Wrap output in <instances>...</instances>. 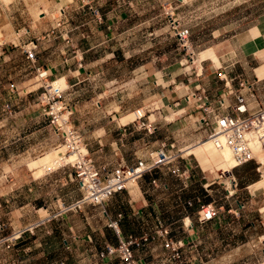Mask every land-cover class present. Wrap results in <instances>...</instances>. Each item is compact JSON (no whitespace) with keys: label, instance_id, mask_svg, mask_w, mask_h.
<instances>
[{"label":"crops","instance_id":"crops-1","mask_svg":"<svg viewBox=\"0 0 264 264\" xmlns=\"http://www.w3.org/2000/svg\"><path fill=\"white\" fill-rule=\"evenodd\" d=\"M12 3L15 5L11 6ZM36 4L28 7L25 2L20 5L18 0L8 2L7 20L18 35L17 41L7 42L17 45L27 41L24 44H31L36 54L34 65L46 68L50 78L60 75L73 84L79 80L83 92L94 93V100L87 97L71 102L70 123L80 131L94 163L99 168H114L133 163L137 158L149 160V153L158 150L174 158L145 171L102 204L85 203L79 209L53 216L61 203L81 196L79 181L68 163L52 168L49 164L30 165V160L50 150L43 152L45 148L55 147L56 137L43 117L41 120L34 114L27 118L16 117V148L0 150L1 159L5 158L0 166L6 175V186L15 188V206L7 209L3 216L13 227L11 231L19 229L26 234L29 230L35 236L43 232L46 239L34 245L33 252L62 250L65 253L58 262L50 258L46 264H123L118 256L102 259L98 255L105 243L118 242L117 231L110 225L115 220L120 235L135 237L133 251L141 264H161L165 237L179 244L187 264H211L212 236L223 237L225 245L232 250V243L236 242L233 237L245 236V229L255 227L258 221L264 226L261 207H256L260 213L242 212L246 206L254 207L260 191L252 185L257 180L242 181L241 187L227 192L224 179L217 181L216 177L205 173L199 162H193L197 159L193 151L211 141H199L208 138L210 129L207 126L200 132L204 114L200 106L202 99L191 96L192 92L206 96L208 108L212 109L209 118L217 112H231L237 92L245 95L250 111L264 102L261 92L264 72L260 73L264 65L255 68L264 62V20L252 24L246 36L245 33L238 35L242 46L244 43L253 45L251 51L241 47L245 65L239 62L241 67H236L238 55L230 48L220 52L215 49L216 60L210 52L214 48L211 45L198 51V59H190V63L185 62L184 66H175L170 71L169 64L162 61L169 51L129 52L127 43L130 41L121 44L127 36L128 25L137 28L155 25L152 19L125 21L131 8L121 0H39ZM163 7L168 15L169 6ZM162 23L165 22L160 20L159 24ZM254 27L257 32H253ZM148 58L162 62L151 63L146 61ZM255 58L260 61L249 73L246 66L249 59ZM182 60L183 57L180 61L175 57L171 62L182 65ZM185 67L188 70L184 71ZM243 79L247 84H240ZM27 86L28 90L35 88L23 85L25 89ZM139 109L143 110L142 114L134 115ZM4 123L7 124L8 119ZM43 135L46 136L41 139ZM24 140L29 143L26 149ZM218 155L223 158L222 174H227L230 166L226 165L222 151ZM175 162L186 169L185 177L178 178L171 173ZM235 166L228 177L244 178L243 173L256 170L251 161ZM10 173L16 176L10 178ZM215 182H222L224 191H220ZM69 188L75 191L73 195ZM214 191L225 197L226 213L201 222L197 211L201 205L214 202ZM7 192L8 189L2 198L9 201L13 194ZM165 227L169 232L163 236L160 230ZM53 237H59L58 245L51 242ZM243 243L241 237L235 250ZM205 251L209 257L203 261Z\"/></svg>","mask_w":264,"mask_h":264},{"label":"rangeland","instance_id":"rangeland-1","mask_svg":"<svg viewBox=\"0 0 264 264\" xmlns=\"http://www.w3.org/2000/svg\"><path fill=\"white\" fill-rule=\"evenodd\" d=\"M9 1L17 2V0H0V150L5 148L9 150L11 148H16V138L14 135V130L17 127L16 117L27 118L33 114L40 117V120L43 117L45 125H48L49 131L56 137V145L55 147L45 148L43 152L50 150L30 160V165L34 167V162L45 158L50 153L58 151V154L60 156L64 155V157H70L74 154L71 150L68 137L65 139L62 135V129L66 128L61 124L64 122L61 121V118H66V109L70 110L66 123L71 125L73 114L71 102L84 100L87 97H90L87 99L94 100V93L83 92L79 80L73 84L70 79L65 80V78L60 75L56 79H52L48 74L45 77L46 80L36 75L34 62L30 59L32 45H25L24 43H27V41L17 45L12 44V42H7L11 40L17 41L18 35L16 29L12 28L7 20L5 8ZM18 1L20 5L21 2H25L29 7L31 5L37 6L35 2L39 0ZM52 1L54 2V0ZM121 1L122 4H126L131 8L125 21L133 22L145 19H152L155 21V25L152 27L137 28L128 25L129 27L126 28L127 36L125 40H121V44L125 45L124 41H130L127 43L130 48L129 52L141 51V49H152V54H158L161 53L163 49L169 51L167 58L162 61L163 63L169 64L170 71L175 69V66H179L180 68L186 64L185 62L190 63L191 57H193V59H198L199 53L204 49L211 48V45L214 46V48L212 47L213 49L211 48L210 52H212L216 60H218V58L215 55V49L220 52L221 50L230 48L231 51H236L238 55L236 67H241L239 62L245 65L243 63L244 56L240 55V51H251L253 45L252 47L249 44L245 46L244 43L242 46L238 39V35L245 33L246 36L252 24H255L257 20H264V0H182V2L178 0ZM12 5H15V3H12L11 6ZM163 5L169 6L168 15L165 14ZM56 11L60 12V9L57 8ZM160 20L165 23L159 24ZM173 20L177 22L178 26L187 28L190 41L188 47H184L179 43L175 35L176 31L173 26L174 24H172ZM256 29L257 28L254 27L253 32H257ZM241 47L244 48V50H242ZM199 50L200 52L198 53ZM175 57H177L178 61L183 57L182 65L180 63L173 64L172 62L175 61L171 62ZM142 60L144 59H140L139 61ZM146 61L151 63L154 61L156 63L162 62L161 60H154L151 58H148ZM259 61L258 58L249 59L246 71L251 73L252 67ZM6 63L8 64L6 65ZM171 63L172 65L170 66ZM217 63H219V61ZM16 64H18L19 67H16ZM262 65H264V62L256 65L255 68ZM184 69V71H186L188 67ZM263 72L264 68L260 73L262 74ZM58 79H64L63 86L55 87V80ZM47 80L50 82L48 85L45 84ZM23 85H31L35 88L28 90L30 87L27 86V89H25ZM69 85H72L73 89H70ZM261 92L264 95V88L261 89ZM262 99L264 100V97H262ZM64 105L66 108L63 107ZM68 107L70 109H68ZM59 114H62V116L58 117ZM6 119H8L7 124L4 123ZM205 128H207V126L203 124L200 127V132L203 133V129ZM7 136H9L10 139H7ZM45 136L46 135H43L40 138L43 139ZM208 139L209 138H204L199 141L204 143L209 141ZM27 144L29 143L24 140L23 148L26 149ZM206 148H209L207 149L208 151H205ZM83 151H85V149H83ZM193 153L197 158L193 162H199L202 168L206 170L205 173H210L211 177H216L215 179L217 181L224 179L229 191H234L237 187H241L242 181L257 180L252 185L257 187L256 183L264 179V165H261V173L253 169L252 171L243 173L244 178H240L238 175L234 174L237 184L236 187L233 188V186H231L232 176L228 177V175L236 166H232L230 168L231 171L227 174H222L220 166L223 165V158L221 159L218 155L219 148L213 142L208 143L207 146L199 147L194 150ZM3 161L5 162V158L3 160L0 157V164ZM66 162L69 164L71 161ZM47 163L48 162L45 161L42 163L41 161L39 162V164H50ZM251 164L254 167L256 165L254 161H251ZM226 165L229 166L227 162ZM207 171L209 172L207 173ZM5 176L0 166V221L9 223V221L3 219L5 215L4 212L7 209L11 210L14 208L16 196L15 188L6 186ZM9 176H11L10 178H14L16 173H10ZM10 184L12 185V182H10ZM215 185L220 188V191H224V184L222 182H215ZM7 189L8 194H13V196L9 195L11 197L9 201L2 198L6 195L5 191ZM250 189L253 188L250 187ZM258 189L260 192L254 202V207L246 206V209L244 208L242 210L243 213H260L256 207H261L262 213L264 214V186L260 185ZM67 190L72 195L75 193L71 188ZM213 193V203L215 207L219 209V215L222 217L224 213H226L225 203H227V201L224 200L225 197H220L217 191ZM257 223L255 227L249 226L246 229L244 228L245 236L233 237L236 242L232 243V250H229V247L225 245L223 237L212 236L210 245L211 252H209L211 256L209 257V253L205 251L202 260L206 261L209 257L211 258V264H242L243 262H247L248 264H264V226L260 224L259 221ZM12 229L13 227H10L9 223L8 229L0 234V264H46V260L50 258L54 260L53 262L63 259L65 253L62 250L33 252L34 245L45 241L46 236L42 234L43 232L35 236L28 230L26 234L21 233L19 236L15 237L11 231ZM241 237H243L244 243L240 249L235 250V246L241 241ZM51 242L54 245H58L59 237H53Z\"/></svg>","mask_w":264,"mask_h":264},{"label":"built area","instance_id":"built-area-1","mask_svg":"<svg viewBox=\"0 0 264 264\" xmlns=\"http://www.w3.org/2000/svg\"><path fill=\"white\" fill-rule=\"evenodd\" d=\"M175 27V35L179 43L188 47L190 44L189 33L186 27L178 26L175 20L172 21ZM33 50V47H31ZM30 52V59L36 62V54L34 51ZM193 59V57H191ZM36 75L41 79L46 80L48 75L46 68L42 65L35 64ZM48 80L45 84H49ZM240 84H247L245 79L240 81ZM249 86V85H248ZM192 97L202 99L200 105L203 109V116L201 121L203 124L209 127L210 132L208 138H212L215 144L220 145L226 143L233 151L236 159V164H241L248 161H254L256 163L255 168L261 173L260 167L261 161L258 160L257 155L254 153V149L251 145V140H255L260 148V151L264 153V102L254 110H249L248 102L245 95L242 92L235 93L236 102L232 105L231 112L215 113L209 118L208 113L212 111L209 109V103L205 95H196L191 93ZM188 99V96H187ZM222 102H220V105ZM63 107L66 108L64 105ZM68 109H70L68 107ZM66 118L63 119L62 129L65 139L68 137L71 150L73 153H77L76 158L70 162L73 167V176L79 181L81 188V196L69 203H61L59 208L52 214L57 216L62 212L76 210L81 208L85 203L102 204L104 203L114 192L122 190L127 187L129 181L136 180L145 171H149L156 166L168 163L174 156L165 153L163 150L156 152H150V159L137 158L135 162L130 164H120L114 168H107L103 166L99 168L93 158L88 154L85 143L78 129L72 125L67 124L68 115L70 110H67ZM138 114L139 110H137ZM59 114L58 117H61ZM223 137L221 140L220 137ZM85 148V151L82 150ZM170 168L173 175L178 178L186 176V169L182 168L179 162H175ZM235 177H231V186L236 187ZM229 192V190H227ZM219 216V209L215 207L214 203H206L200 206L197 211V217L199 221L210 220ZM118 234V242L116 244L105 243L104 248L98 252L100 258H109L111 256H118L123 264H141L138 262L134 251L133 245L135 244V237L122 236L117 230V221L110 222ZM9 227V223L0 221V234L6 231ZM22 230L13 231V236L17 237L21 234ZM169 232L168 228H162L160 234L165 236ZM164 248V254L161 255V264H187V261L182 255L179 248V244L171 239L165 237L162 242Z\"/></svg>","mask_w":264,"mask_h":264},{"label":"bare ground","instance_id":"bare-ground-1","mask_svg":"<svg viewBox=\"0 0 264 264\" xmlns=\"http://www.w3.org/2000/svg\"><path fill=\"white\" fill-rule=\"evenodd\" d=\"M63 1L64 0H62V2ZM63 82H64V79L63 80L56 81L54 83L55 84V87L56 86H59V87L60 86H63ZM142 112H143V110L142 109H139V113H142ZM137 113H138L137 111L134 112V115L137 114ZM62 118H61V121H63ZM220 138H221V140L223 139L222 136ZM209 140L215 144V141H213L212 138H209ZM215 145L219 148V151H222V153L224 154L225 159H226V162L230 166V168L232 166H234L236 164V159L234 157V154H233V151H232L231 147L229 145H227L226 143H221L220 145L215 144ZM251 145H252V147L254 149V153L257 155L258 160L261 161L262 166H263L264 165V153L260 151V148L258 147V144L256 143V141L254 139L251 140ZM81 148H82V150L85 149L82 146H81ZM76 156H77V153L72 154L70 157H64V155L60 156L58 154V151H57V152H54V153H50L45 158H42L39 161L34 162V165H38L40 161H41V163L43 161H45V162L50 163L49 166L52 168V167L58 165L59 163L61 164L62 162L73 161L76 158ZM128 183L131 184L132 182L129 181ZM260 185L261 186H264V179L261 180L259 183H257V187L260 186Z\"/></svg>","mask_w":264,"mask_h":264},{"label":"clouds","instance_id":"clouds-1","mask_svg":"<svg viewBox=\"0 0 264 264\" xmlns=\"http://www.w3.org/2000/svg\"><path fill=\"white\" fill-rule=\"evenodd\" d=\"M137 111V110H136ZM65 163H68V162H65ZM70 164V163H69ZM235 166V165H234ZM73 168V167H72ZM30 228H31V226H30ZM19 230V229H18ZM16 231V230H15ZM23 231V230H22ZM13 232V231H12Z\"/></svg>","mask_w":264,"mask_h":264}]
</instances>
